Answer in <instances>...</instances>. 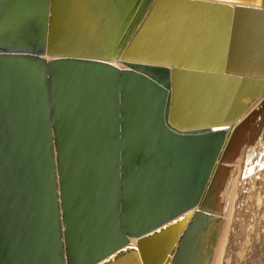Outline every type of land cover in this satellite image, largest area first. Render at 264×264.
Masks as SVG:
<instances>
[{
	"label": "water",
	"instance_id": "1",
	"mask_svg": "<svg viewBox=\"0 0 264 264\" xmlns=\"http://www.w3.org/2000/svg\"><path fill=\"white\" fill-rule=\"evenodd\" d=\"M263 95L264 0H0V264H211Z\"/></svg>",
	"mask_w": 264,
	"mask_h": 264
},
{
	"label": "bare ground",
	"instance_id": "2",
	"mask_svg": "<svg viewBox=\"0 0 264 264\" xmlns=\"http://www.w3.org/2000/svg\"><path fill=\"white\" fill-rule=\"evenodd\" d=\"M263 102L264 95L251 104L241 120L228 128L227 136L230 137L246 117L253 118L250 126L257 128L261 122ZM246 149L247 145L236 162L226 166L234 170L231 180L220 194L223 212L215 215L219 220V236L211 264H222L231 255L243 259L251 253L258 255L260 251H253L251 242L260 230L256 218L263 209L261 207H264V146L257 142L250 150Z\"/></svg>",
	"mask_w": 264,
	"mask_h": 264
},
{
	"label": "rangeland",
	"instance_id": "3",
	"mask_svg": "<svg viewBox=\"0 0 264 264\" xmlns=\"http://www.w3.org/2000/svg\"><path fill=\"white\" fill-rule=\"evenodd\" d=\"M261 209L262 210L258 214L259 217L256 218V220H259L258 226H259L260 230H258L259 231L258 234L259 233L260 234H259V236H258V234L255 236V240L253 239L254 241L252 240L253 242H251V244H253V245L250 244L253 251L254 250H258V251L260 250L259 254L254 255V253H251L247 257L245 256L246 258H243V259H239L237 257L234 258V256L231 255V256L225 258V260H223L222 264H264V233L262 232V230H263L262 228H264V207H261ZM261 224H262V226H261ZM260 235H262V238H260ZM258 239H260V240L258 241ZM231 245H232V243H231Z\"/></svg>",
	"mask_w": 264,
	"mask_h": 264
},
{
	"label": "snow or ice",
	"instance_id": "4",
	"mask_svg": "<svg viewBox=\"0 0 264 264\" xmlns=\"http://www.w3.org/2000/svg\"><path fill=\"white\" fill-rule=\"evenodd\" d=\"M221 2L227 3V2H231V0H221Z\"/></svg>",
	"mask_w": 264,
	"mask_h": 264
},
{
	"label": "crops",
	"instance_id": "5",
	"mask_svg": "<svg viewBox=\"0 0 264 264\" xmlns=\"http://www.w3.org/2000/svg\"><path fill=\"white\" fill-rule=\"evenodd\" d=\"M121 9V8H120ZM125 34H126V32L124 33V36H125ZM121 42H122V39L119 41V44H121ZM102 44V43H101Z\"/></svg>",
	"mask_w": 264,
	"mask_h": 264
}]
</instances>
